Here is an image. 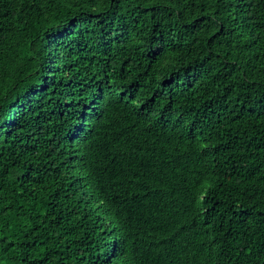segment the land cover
Returning <instances> with one entry per match:
<instances>
[{"label": "trees", "instance_id": "trees-1", "mask_svg": "<svg viewBox=\"0 0 264 264\" xmlns=\"http://www.w3.org/2000/svg\"><path fill=\"white\" fill-rule=\"evenodd\" d=\"M0 264H264V0H0Z\"/></svg>", "mask_w": 264, "mask_h": 264}]
</instances>
